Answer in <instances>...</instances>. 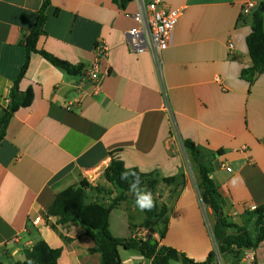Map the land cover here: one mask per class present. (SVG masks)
I'll return each mask as SVG.
<instances>
[{"label": "crops", "instance_id": "crops-1", "mask_svg": "<svg viewBox=\"0 0 264 264\" xmlns=\"http://www.w3.org/2000/svg\"><path fill=\"white\" fill-rule=\"evenodd\" d=\"M161 1L181 10V16L157 69L150 54L135 55L125 45V33L133 26L125 12L137 10L135 0L124 8L113 0H50L45 35L36 48L83 66V72L70 76L31 55L19 89L31 88L33 101L13 113L0 142V264L22 262L23 251L39 240L61 249L58 264H99V255L89 253L93 241L80 226L57 225L70 239L65 242L41 213L57 193L80 181L89 185L87 198L98 196L91 188L105 182L102 175L113 157L127 169L177 178L160 182L167 190L177 189L176 196L165 192L159 199L158 186L153 196L168 208L164 238L158 229L151 234L158 246L198 263L215 252L216 264H264V242L251 258L219 255L214 221L205 224L201 198L189 182H179L183 141H190L211 161L209 177L223 199L225 220L255 238L251 208L264 205V72L252 84L241 77L251 65L246 37L252 23L251 15H242V6L253 1L258 7L264 0ZM41 5L42 0H0V111L24 62L20 42ZM98 43L108 49L100 60L108 75L94 82L86 71ZM125 204L111 211L109 230L127 239L143 230L145 215L139 210L141 218L134 222ZM124 207L128 217L113 215ZM205 212L210 217L206 205ZM36 218L40 221L34 224ZM119 256L122 264H153L132 250L120 248Z\"/></svg>", "mask_w": 264, "mask_h": 264}, {"label": "trees", "instance_id": "trees-1", "mask_svg": "<svg viewBox=\"0 0 264 264\" xmlns=\"http://www.w3.org/2000/svg\"><path fill=\"white\" fill-rule=\"evenodd\" d=\"M120 8H124L129 0H113ZM264 3V2H262ZM260 5L251 14V32L246 37V46L251 65L241 72V77L252 84L262 72H264V13L259 11ZM50 5V0H42V5L36 16L32 29L25 35L20 44L25 51L23 65L20 68L17 78L11 87L9 102L0 111V142L3 141L7 125L18 108H27L33 101V90L28 88L20 91L19 84L24 77L32 54H38L54 67L60 69L70 76H77L83 72V66H74L63 61L46 51L37 50L36 44L40 36L45 35V23L47 20L46 9ZM183 147L187 153L193 157H201L203 154L190 141H183ZM116 153V152H115ZM114 155V153H113ZM204 156V155H203ZM127 173V178H123ZM211 173V161L198 169L199 187L201 188V200L214 215V225L212 229L215 239L217 253L219 255H230L240 260V256L245 251H255L261 242H264V205L256 207L251 211L255 217L256 236L251 238L248 230L234 223H229L223 217V199L209 177ZM139 177V189L141 191L155 194L158 183L171 184L177 180L176 177L163 178L158 171L141 173L137 169H127L123 162L113 157L109 166L103 172V179L120 193L133 192L131 184L136 177ZM89 185L80 181L77 186L69 187L56 194L51 206L41 217L47 226L58 235L63 241L69 242L70 239L64 237L57 225L74 223L80 226L85 235L93 241V247L89 253L99 255V264H122L119 256V249L132 250L152 261L153 264H169L179 261L182 264H216V253L211 252L203 262H195L185 254L165 246H158V243L149 234V230H159L160 238H164L168 208L165 204H158L154 199L155 206L151 210H144L145 220L140 228L148 233L142 239L118 238L114 237L109 230V216L111 211L119 205L120 200H114L109 205L101 203H86V189ZM98 187H96L97 189ZM97 191L105 192V189L98 188ZM219 212L222 217L218 218ZM50 217H55V223L49 221ZM131 230L132 226L129 225ZM24 260L15 264H58L61 249L51 248L45 241L39 240L30 249L23 251Z\"/></svg>", "mask_w": 264, "mask_h": 264}, {"label": "built area", "instance_id": "built-area-1", "mask_svg": "<svg viewBox=\"0 0 264 264\" xmlns=\"http://www.w3.org/2000/svg\"><path fill=\"white\" fill-rule=\"evenodd\" d=\"M137 10L134 13L125 12V16L129 17L133 22V26L125 33V45L128 50L137 55L148 53L152 57L153 63L157 69H160L162 60L161 54L165 51L172 40L174 28L181 16V10L167 8L161 0H135ZM256 9L253 1H248L242 6V15L249 16ZM229 48L232 45L229 44ZM95 59L86 73L90 80L98 82L101 77L107 76V71H101L100 60L105 59L108 49L103 43L95 46ZM226 171L231 172V168L227 167ZM252 207L251 210H255ZM40 221L36 218L33 223ZM148 233L145 229L136 230L133 238L142 239ZM246 258H251V253H244Z\"/></svg>", "mask_w": 264, "mask_h": 264}, {"label": "rangeland", "instance_id": "rangeland-1", "mask_svg": "<svg viewBox=\"0 0 264 264\" xmlns=\"http://www.w3.org/2000/svg\"><path fill=\"white\" fill-rule=\"evenodd\" d=\"M203 155L201 157H193L189 153H187L185 151V149L183 148L184 163H183V167L181 169V175H180V176H183V179L181 181L179 180V182H182V183L183 182H189L192 185V187L195 189L197 196L199 198H201L202 191H201V188L199 187L198 169L200 166L205 165L207 163V161L209 160V157H207L206 155H204V156ZM157 186H158V194H159L158 198L159 199L163 198L166 195L165 192H168L169 197H171V198L177 195V189L171 188L170 190H167V188L164 185H161L160 183H158ZM96 187L105 189V192L97 191L98 188L96 189ZM91 189L94 190L96 193H98V196H93L92 194H90L91 197L87 198L88 195H86V201H85L86 203H101L103 205H109L108 202L102 201L101 198H105V197L108 198L110 203L113 202L114 200H120V202L126 201L127 204H125V207H127L129 209V212L132 215H135L134 222H138L139 219L141 218V213H139V209L135 205V199H136L135 192L120 193V192L116 191L110 184H108L106 182L101 183V184H97L96 186H93ZM94 191H92V192H94ZM155 192H156V189H155ZM99 194L102 197H100ZM111 196L113 198H111ZM158 204L161 205L162 203L158 202ZM125 207L118 210L117 212H114L113 215L114 216L115 215L120 216L121 214H123L125 218L128 217ZM133 207H135L134 211H132ZM199 208L202 210V214H203L205 224L207 225V220L208 221L210 220L212 223V221H214V215L212 214V212H211L210 217H207V214L205 212V205L200 201H199ZM253 229H251V230H253ZM253 231H251V232H253ZM223 262L225 263V261H223Z\"/></svg>", "mask_w": 264, "mask_h": 264}, {"label": "clouds", "instance_id": "clouds-1", "mask_svg": "<svg viewBox=\"0 0 264 264\" xmlns=\"http://www.w3.org/2000/svg\"><path fill=\"white\" fill-rule=\"evenodd\" d=\"M127 175L128 174L125 173L123 178L126 179ZM238 179L239 177L234 178L231 181L232 184H236ZM139 184H140V179L137 176L133 181V183L131 184V190L136 194L135 205L141 211L151 210L155 206L153 196L151 192L141 191L139 189Z\"/></svg>", "mask_w": 264, "mask_h": 264}, {"label": "water", "instance_id": "water-1", "mask_svg": "<svg viewBox=\"0 0 264 264\" xmlns=\"http://www.w3.org/2000/svg\"><path fill=\"white\" fill-rule=\"evenodd\" d=\"M259 11L264 13V3H262V5L260 6ZM221 217H222V212H219L218 218H221ZM153 232H154L153 229H150L148 233L152 234ZM245 253H252V250L245 251Z\"/></svg>", "mask_w": 264, "mask_h": 264}]
</instances>
